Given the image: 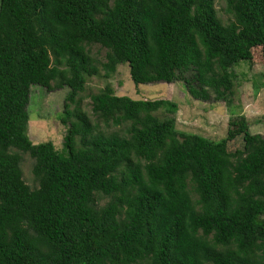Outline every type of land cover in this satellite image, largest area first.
I'll use <instances>...</instances> for the list:
<instances>
[{"label":"trees","instance_id":"trees-1","mask_svg":"<svg viewBox=\"0 0 264 264\" xmlns=\"http://www.w3.org/2000/svg\"><path fill=\"white\" fill-rule=\"evenodd\" d=\"M215 1L0 0V264H264L263 134L231 151L179 130L170 99H76L99 44L105 76L127 63L139 86L173 62L193 97L229 102L235 66L264 57V0H227L228 22ZM34 85L68 88L60 147L28 133Z\"/></svg>","mask_w":264,"mask_h":264},{"label":"rangeland","instance_id":"rangeland-1","mask_svg":"<svg viewBox=\"0 0 264 264\" xmlns=\"http://www.w3.org/2000/svg\"><path fill=\"white\" fill-rule=\"evenodd\" d=\"M215 7L224 22L231 19V15L226 11L227 0H216ZM106 51L107 49L99 44L91 45L90 55L95 59L100 72L89 76L84 89L76 95V99L80 100V105L88 114H92L91 94L109 83L118 95H129L133 98H166L174 101L177 104V111L173 116L179 130L202 134L215 140L225 137L228 150L243 148L252 133L264 135V57L261 46L253 48V58L250 62L235 66L237 77L229 102L215 99L214 94L209 100L193 97L185 83L176 79L177 71L173 62L168 66L169 78L158 82L140 83L139 86L131 79L127 63L119 64L114 73L105 76L100 61L106 60ZM64 66L60 65V68ZM67 92V87L48 90L39 85L32 86L28 105L30 114L28 133L33 140H51L57 147L62 145L66 127L60 121L59 115L64 110ZM154 114L159 117L167 116L161 109ZM102 127L109 130H124L122 125ZM33 164L34 159L28 153L22 152L23 178L30 186L35 187L38 183L34 180ZM106 200L103 199L100 204H104Z\"/></svg>","mask_w":264,"mask_h":264}]
</instances>
